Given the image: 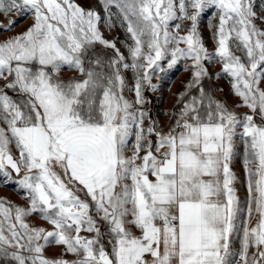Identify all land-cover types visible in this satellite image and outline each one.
<instances>
[{
  "label": "snow or ice",
  "instance_id": "snow-or-ice-1",
  "mask_svg": "<svg viewBox=\"0 0 264 264\" xmlns=\"http://www.w3.org/2000/svg\"><path fill=\"white\" fill-rule=\"evenodd\" d=\"M10 16L31 23L0 40V183L27 206L0 199V264H264L255 0H0V33L14 31ZM117 27L125 40L106 35ZM181 62L190 80L161 128L143 92ZM225 77L234 106L211 85Z\"/></svg>",
  "mask_w": 264,
  "mask_h": 264
},
{
  "label": "rangeland",
  "instance_id": "rangeland-1",
  "mask_svg": "<svg viewBox=\"0 0 264 264\" xmlns=\"http://www.w3.org/2000/svg\"><path fill=\"white\" fill-rule=\"evenodd\" d=\"M80 3L91 5L95 2V0H79ZM255 8L258 13H261V10L264 9V0H255ZM17 21V25L14 28V31L11 33H0V40L6 38L7 35H14L16 33L22 32L30 23L31 19L24 20L19 16H10L4 19V23H7L8 20ZM212 20L213 23L216 21L212 19L211 11L206 12L201 20H200V30L201 34L205 39L206 45L211 49L213 47L212 33L208 28V22ZM108 38H118L120 41L126 39L125 33L122 29L116 28L113 29L111 33H107ZM123 50V45H119ZM184 63L181 62L177 66H175L171 70H166L163 74H158L157 78H154L152 83L156 84L157 90L151 91L147 88L144 89L143 95L146 99V103H144L143 107L147 110L148 114L152 117L153 120L158 122V125L161 128H167L169 123L172 121V113L178 112L179 103H178V95L185 91V85L190 80L189 72L184 71ZM210 70L213 74L219 71V66H209ZM70 75V73H64L65 78ZM126 77L129 80V86L134 82L133 74L129 71L126 74ZM211 85L213 88L219 89L223 88L222 92L224 95L226 93L231 94L230 84L228 79L222 78L220 80L211 81ZM229 89V92H226ZM126 96L130 100H134V93L126 91ZM24 193L21 191L15 183L3 184L0 183V199H6L7 201L12 202L15 205H19L21 207H26V200L23 198ZM29 222L34 226H44L50 227L43 222L38 215H33L29 218ZM60 249L57 247H51L47 250V255L50 257L56 256L59 253Z\"/></svg>",
  "mask_w": 264,
  "mask_h": 264
},
{
  "label": "crops",
  "instance_id": "crops-1",
  "mask_svg": "<svg viewBox=\"0 0 264 264\" xmlns=\"http://www.w3.org/2000/svg\"><path fill=\"white\" fill-rule=\"evenodd\" d=\"M229 89H227L226 92H229ZM218 96L220 98H222L229 106H234L238 102V99L230 93H226L225 95L223 93H218ZM246 111H247V109H244V108L239 109V112L241 114H243ZM237 144L238 145L240 144L239 140H237ZM241 151H242V149H241ZM233 168H234V171L237 173V175L240 179V182L237 185V187L239 189L238 195L240 197V200L243 202L247 197V189L245 186V174H244L243 165L240 161H237L234 163Z\"/></svg>",
  "mask_w": 264,
  "mask_h": 264
}]
</instances>
